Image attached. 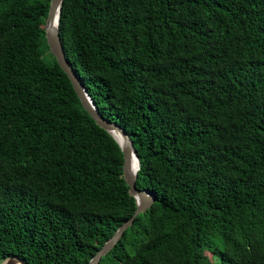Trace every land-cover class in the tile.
Instances as JSON below:
<instances>
[{"label": "trees", "instance_id": "1", "mask_svg": "<svg viewBox=\"0 0 264 264\" xmlns=\"http://www.w3.org/2000/svg\"><path fill=\"white\" fill-rule=\"evenodd\" d=\"M49 6L0 0V264H88L137 208ZM59 35L156 197L98 264H264V0H62Z\"/></svg>", "mask_w": 264, "mask_h": 264}, {"label": "water", "instance_id": "2", "mask_svg": "<svg viewBox=\"0 0 264 264\" xmlns=\"http://www.w3.org/2000/svg\"><path fill=\"white\" fill-rule=\"evenodd\" d=\"M62 0H50V6L47 17L45 18L44 33L47 41V45L52 55L56 58L57 63L63 69L70 79L76 93L78 94L80 101L89 113V115L95 120V122L104 130L112 135L121 148L124 156L123 163V177L129 186V193L136 200V211L134 215L124 222L108 239L105 244L97 251V253L91 258L88 264H98L103 256H105L118 241L122 238L124 232L133 224L134 219L140 214L149 209L156 201V197L148 190H140L136 187L137 172L139 170V159L134 148L133 142L130 136L127 134L124 128L120 127L116 122H112L102 116L90 97L86 87L82 84L77 74L75 73L72 65L65 57V53L61 44L59 35V18L60 8ZM116 132L120 137L119 141L112 133ZM134 155L137 162V170H132L131 156ZM1 264H26L24 260L19 257H9L5 259Z\"/></svg>", "mask_w": 264, "mask_h": 264}, {"label": "bare ground", "instance_id": "3", "mask_svg": "<svg viewBox=\"0 0 264 264\" xmlns=\"http://www.w3.org/2000/svg\"><path fill=\"white\" fill-rule=\"evenodd\" d=\"M119 141H121V137L116 133V132H113L112 133ZM131 165H132V170L135 171L137 170V162H136V159H135V156L132 155L131 156Z\"/></svg>", "mask_w": 264, "mask_h": 264}, {"label": "rangeland", "instance_id": "4", "mask_svg": "<svg viewBox=\"0 0 264 264\" xmlns=\"http://www.w3.org/2000/svg\"><path fill=\"white\" fill-rule=\"evenodd\" d=\"M45 61H46L47 63H50V62L52 61V59H51V57L49 56V54H46V55H45Z\"/></svg>", "mask_w": 264, "mask_h": 264}]
</instances>
